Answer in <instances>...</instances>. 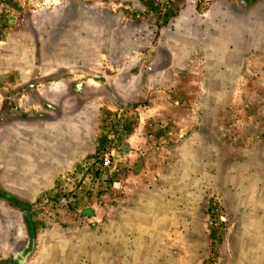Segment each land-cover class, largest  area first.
Listing matches in <instances>:
<instances>
[{"label": "rangeland", "instance_id": "374dc122", "mask_svg": "<svg viewBox=\"0 0 264 264\" xmlns=\"http://www.w3.org/2000/svg\"><path fill=\"white\" fill-rule=\"evenodd\" d=\"M0 264H264V0H0Z\"/></svg>", "mask_w": 264, "mask_h": 264}]
</instances>
